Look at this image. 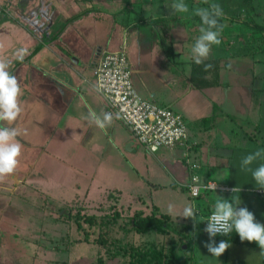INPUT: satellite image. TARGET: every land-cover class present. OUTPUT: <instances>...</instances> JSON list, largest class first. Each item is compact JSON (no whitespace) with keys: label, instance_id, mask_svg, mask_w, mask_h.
<instances>
[{"label":"crops","instance_id":"crops-1","mask_svg":"<svg viewBox=\"0 0 264 264\" xmlns=\"http://www.w3.org/2000/svg\"><path fill=\"white\" fill-rule=\"evenodd\" d=\"M1 1L0 4H2ZM146 2L150 6V11H160L161 17L168 18L167 11H171V6L162 5L155 9L152 0ZM213 2L215 1L213 0ZM97 3V0H3L5 7H0V17H4L0 19V30L4 28V32L3 30L0 32V59L10 62V71L17 76L21 84L23 90L21 97L22 113H30V108L38 111V123L39 125L43 124L44 127L37 125L33 129L34 133L38 136L41 134L39 131H42L43 135L47 137H50L52 133L58 134L61 140L68 141V144H64L65 146L67 145L69 148L74 146L76 149L80 147L88 156L90 155L87 157L91 162L88 163V167H120L126 163H129L131 167H143V163L136 155L140 150L136 152L132 145V143H138L123 123L113 118L108 127L100 129L89 124L85 119L90 111H94L97 115L106 112L105 102L95 90L93 75V69L101 54L104 51H114L121 47H125L128 53V47L131 50L133 47L132 51L135 58L132 54H128L132 76L137 73L141 76L139 78L140 90L147 97L138 92L139 95L145 100L161 107L171 108L184 116L189 137L195 143L192 159L200 166L198 171L200 183L202 185L214 183L218 187L227 189L217 190L214 193L207 191L202 195L205 202L199 208L196 206L195 212L204 218L205 226L207 216L204 214L209 209L214 210V203L219 196L231 200L233 195L240 197L241 207H247L255 215L256 220L264 224V199L257 193L259 189L251 175L239 171L240 160L244 155L256 150H264V71L242 68L247 69V71L239 74V76L248 77L247 83H244L246 80L244 78L229 80L227 78L229 75L227 73L228 68H226V65L229 66V60L233 59L234 56L239 58V55L246 57L247 53H240L235 50V52H230L232 44H230L228 52L221 44L213 47L208 59H217L220 62V84L211 88L195 89L189 81L188 66L178 70L167 67L168 58L159 50L157 36L154 35L153 37L152 32L147 31V27L136 28V24L120 22L119 16L115 18L104 7H97ZM126 4V2L122 3L118 12L121 11V14H125ZM148 4L140 0L135 6L138 11H142L147 10ZM192 19L185 29L192 31L194 27H197V31L200 33L201 25L195 15ZM232 28H234L232 21L225 22L222 34L227 30L231 31ZM142 31L149 36L143 35ZM197 37V35H193V40ZM188 38L190 39V37ZM144 43H147L148 47H154L161 60L162 69L169 79L168 86L171 87L172 97L167 101H159L157 94L152 92L153 88L148 86L149 82L144 78L149 73L140 61L141 53H138V48H144ZM193 44L192 42L191 47ZM191 47L189 45L190 49ZM20 49H24L26 52L23 60H20L16 55ZM189 56H191V51ZM230 56L231 58H229ZM187 59L183 58V60ZM34 63L36 64L33 65ZM238 64H241L239 60ZM184 74H186L185 77H183ZM257 76H261L259 79L260 87L254 84ZM200 107L201 110H198ZM214 107L218 108L215 115L213 114ZM213 115L214 118H212ZM252 115L257 116L255 121L250 119ZM244 118L248 119L247 128L239 137L243 142H238L235 140L238 136L234 135L233 132L235 129L233 126H228L233 123V120L241 122ZM21 120L22 124H25L22 118ZM21 120L18 119L16 126L20 124ZM51 123L56 125L53 131L46 129V124ZM58 125L60 129H58ZM33 138L34 136H32L30 143L24 140L22 134L19 135L18 139L23 145L19 167L13 176L0 181V234L7 232L5 229H12L15 232L21 230L22 233H25L17 226L18 223L15 224V227L13 225V219H15L14 203L17 204L16 206L21 203L31 204L33 202L34 204V202H39L40 198L41 201L48 199L53 203L59 201L56 196L47 192V186L45 187L41 181L42 178L36 174L34 169L40 154L46 151L48 140L40 145ZM85 139L89 141V144H86L89 150L86 146H82V141ZM142 148L146 150L144 147ZM94 150L100 151V154L95 155ZM154 156V164L151 163L149 167H182L177 161L184 162L180 148L163 149L155 153ZM100 157H107L106 162L102 163ZM95 158L98 160L95 161ZM183 166L188 167L186 164ZM188 171L190 183L183 185L182 182L178 181L182 188L188 189L191 184V176L194 171L189 167ZM31 172H33L32 175ZM153 172L150 184L155 193L167 186L176 188L168 184L167 176ZM171 176L173 180H179L175 175L172 174ZM17 186L25 187L27 190L32 189V191L25 196L21 193L17 195V192L13 190ZM8 187H11L12 190ZM79 187L78 183L74 184L76 191L80 190ZM235 187L241 188L240 193L234 194L231 191ZM7 192L10 193V197L6 196ZM247 193H253V196H247ZM87 194L89 195V190L84 197H87ZM75 195L77 198L78 193L76 192ZM28 196L33 200L32 202L27 199ZM137 199L141 200L142 198ZM159 203L156 201L149 206L150 213L145 211L148 209L147 206L134 210L142 211L145 215L155 212L157 216H168L171 220L170 232L166 236L168 240H174L178 231L182 233L193 230L194 222L192 220L186 221L183 227L178 230L172 224L175 219H180V216L173 217L161 212ZM202 206H205V211L202 210ZM44 214L52 221L51 216L53 214L47 215L48 212ZM59 229V227H54L50 233H55V230ZM40 232H44V229H41ZM25 234L35 236L30 231ZM42 236L44 235L42 234ZM137 236L142 237L147 236V234H137ZM43 239L41 242L44 243L45 237ZM216 239L224 240L220 237H216ZM37 242L39 241L37 240L33 244L32 253L19 255L14 254V249L10 247L11 244L4 241V247L0 245L2 254H0V264H70L69 261L55 255L59 250L54 251L45 245H39L41 242ZM144 243L164 245L162 242L156 244L153 240ZM230 243L231 247L227 250L226 264H264V255L260 254L261 249L257 244ZM166 248L172 249L171 246H166ZM184 251L186 252V250ZM3 253L5 254L3 255ZM235 253L237 257H234ZM116 259L118 262H122L121 258ZM103 264H112L110 258L105 256ZM173 264H186V262L178 258V262Z\"/></svg>","mask_w":264,"mask_h":264},{"label":"rangeland","instance_id":"rangeland-1","mask_svg":"<svg viewBox=\"0 0 264 264\" xmlns=\"http://www.w3.org/2000/svg\"><path fill=\"white\" fill-rule=\"evenodd\" d=\"M97 1V7H104L106 10L110 11V14H113L115 18L119 16L118 19L120 22L125 21L127 24H136V28L147 27V31H149V33L152 32L151 35L153 37L154 35L157 36V45L161 52L165 53L163 47L170 46L173 48L177 58H188V61H192L189 60L191 59V56H189L191 51L189 45L191 47L192 42L194 43L196 40H193V35L199 36L200 33L197 31V27H194L192 31L185 28L186 25L193 20V10L195 8L207 6L204 4L203 0H185V3L189 7V12L176 14L173 13L172 10L167 11L168 18L166 19L160 16L162 15L160 11H150V6L146 2L148 0H143L144 3L148 4V7L147 10L142 11H138L135 6L140 0H126L127 9L124 11L125 14H121V11L118 12V9L122 7V3H125L124 0ZM152 1L155 9L157 6H171L173 3V0ZM1 2L2 4H0V7L4 8L3 0ZM240 3V0H218L216 4L223 5L221 8L224 15L228 16L231 14L230 12L233 11L231 15H234L241 21L246 18V14L241 12L242 5ZM254 7L256 9L254 20L264 28V0L256 1ZM1 18L3 19L4 17H0V19ZM232 23L234 28H232L231 31L227 30L226 32H223L221 36L222 47H225L224 49L229 52V46L232 44L230 46V52L236 51L247 53V56L243 57V55H239V58H235L233 55L234 58L229 60V66L226 67L228 68L227 73L229 74L227 78L232 81L244 78L246 79L244 83H247L248 77L239 76V74L247 71V69L242 68H253L264 71V30L254 28L252 23L250 24L251 26L238 24L239 20ZM2 30L4 32V28L1 29L0 32ZM142 32L144 33L143 35L149 36V34H145L144 31ZM188 37H190V39ZM147 45V43H144V48H138V53H141L140 61L149 73L148 76H144V78L149 82L148 86L150 85L153 88L152 92L157 94L159 101H167V99L172 97L171 87L168 86L169 79L162 69V63L155 52L156 50L153 46L148 47ZM132 50L128 47V54L130 53L134 56ZM229 58H231V56ZM238 60L241 64H238ZM167 63V67L173 70L179 69L172 65L170 60H167ZM35 64L36 63L33 65ZM185 75L186 74H184L183 77H185ZM140 77L141 76H139L138 73L133 75L134 87L137 92H140L147 97V95L140 90ZM256 78L254 84L257 85V87H260L261 82H259V79L261 76H257ZM257 87L255 86V88ZM198 110H201V107L198 108ZM213 111V114L215 115L218 112V108H214ZM29 112L30 113L25 112L21 114L20 120L22 118L25 124H22L21 120L20 124L16 126L17 130L23 135L24 140H27L30 143L32 142V136H34L33 140L40 145L48 140V142H46V151L40 154L39 161L37 160L34 169L36 174H38V176L40 175L42 178L41 181L45 184V187L47 186V192L56 196L59 199L58 203L60 204L53 203L48 199L41 201V198L39 202H34L33 204V200H31L29 196L27 199L32 202L31 204L21 203L16 206L17 204L14 203V227L15 224L18 223L17 226L24 230L25 233L30 231V233H34L35 235L27 236L25 233H22L21 230H19L20 232H15V230L12 229H5L7 232H2L0 234V245L1 247H4V241L6 243L9 242L11 244L10 247L14 249V254L27 255L32 253L31 249H33L34 242L37 240L41 242L45 237L44 243H37L41 246L45 245L54 251L59 250L55 255L63 260L69 261L70 264H103L97 263L100 249L94 242L99 238V234L105 230V228H103L104 230L102 229V218L103 222H105L107 217L113 218L112 216L115 212L121 211L122 216L119 217L120 220H109V224L113 225V232L117 235L119 234V230L120 233L123 234L126 232L123 228L130 227V216L133 215L135 211L134 209L147 206L148 209L145 211L150 213L151 209L149 206L153 202L156 203V201H158L160 202L161 212L167 213V206L171 203L176 206L179 215L185 206L190 204L195 211L196 206L199 208L200 205H203V202H205L202 195L206 193L207 190L202 189L201 197L193 198L187 188H182L180 184H178V181L182 182L183 185L190 183L188 167L183 166L185 165L184 162L177 161L182 167H149L151 163L154 164L153 159L155 154H150L140 145L132 143L136 152L140 150L136 155L143 163V167H131L129 163L120 165V167H88V163L91 162L87 157L90 155L88 156L80 147L79 149H76L74 146L70 148L67 147V145L65 146L64 144H68V141L65 139L64 141L61 140L58 134L52 133L50 137H47L43 135L42 131H39L41 134L37 136L33 129L37 125L40 127H44V125H39L37 119L38 111L36 109L30 108ZM256 118V115H252L250 119L255 121ZM247 122L248 119L245 118L242 119L241 122L233 120V123H230L228 126H233L235 129L233 132L235 133L234 135L238 136L235 139L238 142H243L239 137L242 132L246 131ZM54 126L56 125L53 123L49 125L46 124V129L53 131ZM58 129H60V126ZM123 130L127 132L124 128ZM82 142V146H86L88 149L86 144H89V141L85 139ZM77 153L79 154L76 156ZM93 153L98 156L100 151L96 152L94 150ZM175 156H177V154H175ZM178 157H180V155H178ZM106 158L107 157L101 158V162H106ZM97 160L98 159L95 158V161ZM145 165L147 167H144ZM153 171L167 176L169 179L168 184L175 186L176 188L167 186L166 188L159 190L158 193H155V190H153L150 184V182H152L151 174L154 173ZM167 171L170 172L171 175H175L179 180H173L172 176L168 174ZM32 173L33 172L30 174L32 175ZM75 183L80 185L79 191H76L74 188ZM8 189L12 190L11 187H8ZM13 190L17 192V195L18 193H21L24 196L32 191V189L27 190L25 187L22 188L21 186H17ZM87 190H89V195L87 194V197H84ZM114 190H117V192H114ZM118 190H120L119 193ZM76 192L79 196H77V198L75 195ZM211 192L214 193L215 191ZM246 195L253 196V193H247ZM255 195L258 197L256 193ZM6 196L10 197V193L7 192ZM137 198H142L143 200ZM71 200L73 201L71 202ZM14 201L16 202L15 199ZM202 208V210L205 211V206H202ZM47 212V215L53 214V216H51L52 221H50V219L44 214ZM92 215H95L96 217V224L94 226L89 225L86 229L87 233H85L88 235L86 238H88L89 243L80 242L84 239V236L83 231L77 230L76 219L78 217L86 218ZM190 220L192 219L183 220L182 217L180 219L177 218L172 225L179 230L183 227V224L186 221L188 222ZM82 221H84V219H82ZM109 224H105V226H108ZM54 227H59L60 229L55 230V233H50L51 229L53 231ZM205 228L204 218L197 214V223H194L193 230L191 232L184 231L182 233L178 231L176 236L174 235V240H168L166 236H158V234L155 233L142 237H136V235L133 236V234H129V236L127 235L124 238L127 237L126 241H129V243H144L150 242L151 240L156 242V244L162 242L165 246H171L172 249L176 250L178 258H180L181 261H185L186 264H226L228 257L227 251L221 257L215 258L211 256L205 247V244L210 242L209 235L205 232ZM41 229H44V232H40ZM42 234L44 236H42ZM215 240L217 244L221 241L216 238ZM67 247L68 249H66ZM183 249L186 250V252ZM4 254L5 253H3V255ZM234 257H237L236 253L234 254ZM111 263L121 264L117 259H112Z\"/></svg>","mask_w":264,"mask_h":264},{"label":"clouds","instance_id":"clouds-1","mask_svg":"<svg viewBox=\"0 0 264 264\" xmlns=\"http://www.w3.org/2000/svg\"><path fill=\"white\" fill-rule=\"evenodd\" d=\"M206 7H198L193 14L201 21L200 35L196 38L191 47V58L197 65L204 64L209 59L214 46L222 43L221 35L223 25L220 18L223 10L216 3H209L203 0ZM171 10L176 14L189 12L185 0H173ZM26 52L20 49L16 55L23 60ZM211 65H205L207 71ZM23 90L15 74L10 71V62L0 59V181L13 176L20 164L23 145L18 139L20 132L17 130L16 122L20 118L23 108L21 97ZM85 119L89 124L100 129H105L113 121V115L105 112L97 115L90 111ZM75 136V134H74ZM264 150H256L244 155L240 160L239 171L250 174L258 189H264ZM212 191H217V186L207 185ZM234 194L240 193L241 188L235 187L231 190ZM240 197L233 195L231 200L219 198L214 203V210L208 218L205 232L209 235L210 242L205 244L208 252L215 258L221 257L230 247L231 243L221 240L218 244L215 238L219 236L229 237L235 232L241 242L255 243L261 249L260 254L264 255V224L259 223L255 215L247 207H241ZM167 214L173 217L178 215L176 206L169 204ZM180 218L192 219L197 223V213L189 204L185 206Z\"/></svg>","mask_w":264,"mask_h":264},{"label":"built area","instance_id":"built-area-1","mask_svg":"<svg viewBox=\"0 0 264 264\" xmlns=\"http://www.w3.org/2000/svg\"><path fill=\"white\" fill-rule=\"evenodd\" d=\"M93 75L95 90L103 98L106 112L123 123L139 145L152 154L163 149L180 148L184 163L194 171L188 187L193 198L199 197L202 189L212 191L207 185L214 183H200V166L192 159L195 143L189 137L184 116L139 95L133 84L132 68L125 47L104 51L93 69ZM217 190L227 189L217 186ZM257 193L264 199V189L257 190ZM211 213L206 217V222Z\"/></svg>","mask_w":264,"mask_h":264},{"label":"trees","instance_id":"trees-1","mask_svg":"<svg viewBox=\"0 0 264 264\" xmlns=\"http://www.w3.org/2000/svg\"><path fill=\"white\" fill-rule=\"evenodd\" d=\"M212 1L213 0H209V3H212ZM214 1L215 2L213 3H217L218 0ZM256 1L258 0H240V4L242 5L241 12H244L246 14V18L242 19L241 21L240 19H237V17H235L234 15H231L233 11H231V14H229L228 16L223 14V16L220 18V24L223 25V29L225 28V22H237V20H239L238 24L251 26L250 24L252 23L254 28L258 30H264L263 26L257 24L254 20V14L256 10L254 4ZM222 6L223 5H220V7ZM195 17L201 25L200 18L198 16ZM163 50L168 60H170L171 64L174 65L176 68L182 69V67L186 68L188 66L189 81L193 88L201 90L205 88L215 87L220 84L219 71L221 65L219 60H206L204 64L197 65L193 62V60L187 61L177 58V55L175 54L173 48L170 46L163 47ZM205 65H211V67L207 71H205ZM226 67H228V65H226ZM212 118H214V116ZM212 211L213 209H209L206 212V216H208L209 213H211ZM120 216H122V213L121 211H118L115 212V214L112 216L113 218L107 217L108 221L106 219V221L103 222L102 218V229L105 228V230L103 229L104 231L99 234V238L94 241L96 243L95 245H97L100 249V254L97 263H104L105 256L110 258V260L121 258V264H173L178 262V256L177 253H175L176 250L174 249L169 248L168 250L166 246L162 244H141L135 243L134 241V243H129V241H126L127 237L124 238L127 235L129 236V234H133L134 236L137 234L148 235L151 233H156L161 236H167L171 228V220L168 216H157L155 212H152V214L145 215L142 211H134L133 215L130 216V227L123 228V230L126 231L123 234H121L119 230V234L116 235V233L112 230L113 225L109 224V220H118ZM82 219H84V221H82ZM76 221L77 230L83 231L84 236V239H82V241L80 242L89 243L88 238H86V236L88 235L85 233H87L86 229L89 225L94 226L96 224L95 215L88 216L86 218L78 217ZM105 224L109 225L105 226ZM220 238H224L225 241L229 240V242H240L248 245L252 244L249 242H241L239 236L235 232H233L229 237L220 236Z\"/></svg>","mask_w":264,"mask_h":264}]
</instances>
